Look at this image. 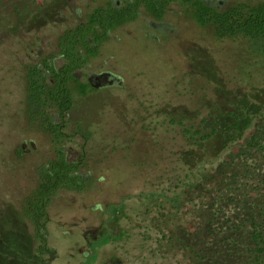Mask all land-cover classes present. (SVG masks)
<instances>
[{
  "label": "rangeland",
  "instance_id": "rangeland-1",
  "mask_svg": "<svg viewBox=\"0 0 264 264\" xmlns=\"http://www.w3.org/2000/svg\"><path fill=\"white\" fill-rule=\"evenodd\" d=\"M238 3L257 5L264 0H229L227 5ZM108 4L111 0H2L0 4V14L9 18L13 28L0 32V223L4 231L17 222L20 229L24 227L22 203L39 183L38 170L56 156L50 136L30 122L25 67L40 63L39 56H56L58 37ZM164 21L166 34L141 16L115 29L101 44L92 68L106 63L122 85L76 94L73 118L85 122L89 137L77 136L74 144L66 143L64 153L75 155L87 189L82 194L58 192L48 212L60 217L77 202L96 204L112 192L116 201L120 195L133 196L131 202L137 205L141 194L170 186L167 178L177 169V175L189 178L184 189L183 185L175 188L183 190L181 204L164 198L160 205L164 236L159 241L149 236L146 244L157 247V263L241 264V250L249 240L242 226L257 213L255 205L264 207L257 201V188L264 187V153L246 155L243 142L226 148L221 139L206 143L200 151L181 148L170 130L172 118L198 108L205 113L211 99L221 108L234 107L232 95L243 88L236 81L241 77V46L237 41L216 40L213 28L199 26L181 1L170 5ZM227 91L232 94L226 97ZM258 123L255 120L254 129ZM251 130H246L245 139ZM66 131L72 132L71 125ZM30 141L35 148L22 152L23 142ZM146 201L141 211L154 212L156 202ZM54 240L66 250L60 236ZM6 245L0 246V264L10 260Z\"/></svg>",
  "mask_w": 264,
  "mask_h": 264
},
{
  "label": "trees",
  "instance_id": "trees-1",
  "mask_svg": "<svg viewBox=\"0 0 264 264\" xmlns=\"http://www.w3.org/2000/svg\"><path fill=\"white\" fill-rule=\"evenodd\" d=\"M142 0L136 4L127 5L117 10L112 4L99 7L89 13L84 24L81 22L73 29L66 30L58 37L57 46L65 63L62 68L56 69L49 63V58L43 59L42 63H28L26 69L28 115L32 124L38 125L44 133L50 136L55 147V159L50 168L42 169L40 182L37 189L30 195L24 206V215L30 219H36L46 212V199L55 195L61 189H82L85 182L80 177L71 175L79 169L78 163L67 161L63 147L66 143L74 144L77 136L87 140L89 133L86 132L85 122L73 118L76 105V94L87 95L92 89L74 76L76 70L81 69L87 63L88 57L96 56L97 49L93 43L102 44L106 40L107 33L132 22L138 18V9ZM148 11L162 18L165 14L166 0H144ZM174 1V0H173ZM2 0H0V4ZM181 3L191 10L195 22L201 26H211L213 36L218 41L232 40L240 43V52L243 60L240 64V79H236L242 93H236L231 109L218 106L213 99L205 113L200 109L182 114L171 119V127L175 142L181 148L187 147L200 151L206 143L222 140L223 146L243 142L241 145L249 153H264V4L250 5L238 3L230 6L227 10L218 11L208 7L201 0H181ZM8 17L3 18L0 14V32L3 28H9ZM13 31V30H10ZM43 67V68H41ZM46 74L50 75L52 84ZM223 92V91H222ZM229 96L232 93H224ZM228 100V99H227ZM56 113L61 124H67L62 128L60 124L53 122L52 114ZM257 120L258 126L254 129ZM72 127V132L66 130ZM173 126V128H172ZM249 137L244 138L246 130L251 129ZM66 131V133H64ZM83 146H81L82 148ZM185 150V149H184ZM175 154V162L179 161ZM181 153V155H184ZM245 155V156H246ZM189 158V155H188ZM175 170V169H174ZM177 170V169H176ZM180 171V170H179ZM178 183L184 185L182 176H177ZM257 201L264 204V187L257 188ZM182 193L170 198L173 205L181 204ZM29 205V207H28ZM255 205V203H254ZM257 213L253 215L244 236H249L244 249L241 250V264H264V207L255 205ZM240 264V263H239Z\"/></svg>",
  "mask_w": 264,
  "mask_h": 264
},
{
  "label": "flooded vegetation",
  "instance_id": "flooded-vegetation-1",
  "mask_svg": "<svg viewBox=\"0 0 264 264\" xmlns=\"http://www.w3.org/2000/svg\"><path fill=\"white\" fill-rule=\"evenodd\" d=\"M166 1L168 2H166L165 14L162 18L150 13L144 0L141 1L138 9V18L146 16L148 23L153 26L154 30L161 32L162 34H166L168 32V24L164 21V19L170 5L181 0ZM201 1L208 7L214 8L218 11H224L230 7L227 5L229 0ZM111 2L117 10H120L127 5L136 4L137 0H125L124 3L121 0H111ZM162 4L163 2L160 0V6H162ZM83 22L84 19H82L81 24H84ZM110 34L111 32L107 33V37ZM149 36L155 40H159L157 36H153L152 34ZM93 45L97 49L98 54L96 56H88L89 54H86L85 56L88 57L87 63H85L81 69L76 70L74 76L78 77L80 81L87 84L92 90L96 91H102L107 89V87L115 85H122V80L111 70L105 68L106 63L98 65L96 69L92 68L91 62L96 60L100 55L99 50L101 47V44L98 43H93ZM56 48L58 52L56 56H39L38 60L40 63H42L43 59L49 58L48 62L53 64L56 69L62 68L65 63V57L61 55L58 46ZM102 75L104 76L102 77ZM46 76L53 84L54 81L50 78V75L46 74ZM92 76H94L92 78V83L100 84L102 87L98 89L91 87L89 77ZM99 76H101L100 80L97 79ZM52 119L54 123L60 124L63 129L68 126L67 124H61V120H59L56 113L52 114ZM64 133H66V131H64ZM31 143L32 141L28 144L27 142H23L21 145V151H29L28 147L30 146L32 148ZM74 156H66L67 161L76 163ZM51 162L46 167L48 169L50 168V173L53 172ZM173 172L175 174L167 178V181L178 183V170H174ZM41 174L42 171L38 170L39 182ZM71 175L81 178V181L79 182L80 185L82 182H85V178L79 173V169L73 171ZM188 182L189 178L184 179L182 189L185 188ZM37 187L30 195L34 193ZM175 188L176 185L171 183L170 186H165L162 190L154 192L151 191L149 192L150 194H141V196L137 197L139 205L131 202V199L135 200V198L131 195H120L119 201H116L114 199L116 196L115 192H112L105 198L99 200L97 203L95 202L96 204L77 202L75 205L71 206L68 213L65 212L60 217H52V215L48 212V205L58 192L65 191L82 194L87 187L84 184L82 189H61L55 195L46 199L44 203L47 206L46 212L44 215L40 214L36 219L26 217L23 212L26 200L30 196L29 195L21 206L22 219L24 221L23 228L20 229L17 222L14 224V228L4 231V226L0 223V246L5 242V244H7L6 248L9 250L8 258L10 260L6 263L158 264L157 260L159 259V254H157V247L148 248L146 244L148 239L151 240L149 236H156V241H159V237L164 236L162 230L163 210L160 205H162L161 203L164 201V198L168 199L170 202V198L174 197V195L177 196L182 193V189L175 190ZM146 198L148 201L156 202L154 212H150V210L147 209L141 211L140 205L147 202ZM170 203L172 204V202ZM15 225L18 227L16 226L15 228ZM54 236H60L61 241L65 243L64 247L67 245L66 250H63V247L60 246V241L56 244H58L57 247L61 250L59 251L58 248L54 247V245H56L54 243ZM143 236L147 237L144 238ZM140 238H143L144 241H140ZM171 257L172 259L174 258V256ZM153 258L155 260L152 263L151 259L153 260ZM160 264H162V261Z\"/></svg>",
  "mask_w": 264,
  "mask_h": 264
},
{
  "label": "water",
  "instance_id": "water-1",
  "mask_svg": "<svg viewBox=\"0 0 264 264\" xmlns=\"http://www.w3.org/2000/svg\"><path fill=\"white\" fill-rule=\"evenodd\" d=\"M109 75H111V74H109ZM104 75H102V77H103ZM94 76H92V77H89V83H90V85H91V87L92 88H95V89H98V88H100V87H102L100 84H94V83H92V78H93ZM100 78H101V76H99V77H97V79L98 80H100ZM31 146H32V148H35V144L32 142L31 143ZM24 147V146H23ZM24 149V148H23Z\"/></svg>",
  "mask_w": 264,
  "mask_h": 264
}]
</instances>
